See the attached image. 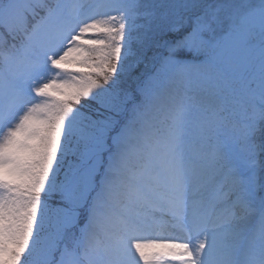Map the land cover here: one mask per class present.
<instances>
[{"label": "rangeland", "instance_id": "obj_1", "mask_svg": "<svg viewBox=\"0 0 264 264\" xmlns=\"http://www.w3.org/2000/svg\"><path fill=\"white\" fill-rule=\"evenodd\" d=\"M51 2L47 17L27 30L26 17L44 0H0V225L10 220L26 226L36 204L34 239L40 235L47 203L49 210L61 213L59 224L48 228L54 234L47 252L49 264L126 262L129 254L123 255L119 240L111 238L103 226L100 240L86 242L79 210L89 214L103 168L115 153L124 127L151 94L172 80L180 93L194 95L197 102L209 94L215 105L182 103L186 113L178 123L165 119L166 109L154 106L150 110L154 121L145 135L150 141L169 132L172 141L159 143L158 149L182 162L196 160L218 175L238 171L239 194L218 201L225 209L233 202L241 205L230 209L224 223L234 222L238 236L216 233L217 219L210 212L202 230L209 242L204 241L201 231L186 223L199 215L196 205L178 202L184 216L173 223L184 238L171 240L166 250L151 247L138 258L146 264H227L226 250L244 246L248 255L237 258L236 264H264V164L258 157L260 164L247 168L233 135L234 128L250 117L256 125V143L257 137L264 140V0ZM3 30L17 35L19 41L27 40L16 47L6 41ZM11 46L14 49L9 51ZM122 101L127 105L121 117L108 111ZM139 141L143 146L147 143L142 136ZM133 154L121 158L126 168V177H118L122 182H129L147 164L149 152L138 149ZM8 185L11 190H4ZM62 185L70 188L71 197ZM151 187L159 188L154 182ZM50 190L59 195V204L51 202ZM135 190L124 189L122 200L128 194L134 197ZM110 194L117 201L120 189L112 188ZM250 199L263 220L239 224ZM64 209H68L66 218ZM152 224L148 228L154 233L168 227L157 219ZM71 235H75L73 242H69ZM160 238L154 240L164 239ZM191 238L194 252V244L192 251L188 248ZM70 243L72 249L67 251ZM202 243H210L213 250L201 249ZM187 249L188 260L182 256ZM25 255L23 264H33L31 251ZM215 255H219L216 261ZM77 257L84 261L79 263Z\"/></svg>", "mask_w": 264, "mask_h": 264}, {"label": "bare ground", "instance_id": "obj_2", "mask_svg": "<svg viewBox=\"0 0 264 264\" xmlns=\"http://www.w3.org/2000/svg\"><path fill=\"white\" fill-rule=\"evenodd\" d=\"M175 83V81L171 80L169 83H166L159 92L151 94L143 106V109L129 122V125L124 127L118 138L115 153L110 156L103 168L98 190L93 200L90 202L89 214L84 216L81 209L79 210L82 217L81 222L84 223L85 226L86 242L92 244L94 238L97 241L100 240L101 238L98 237L101 235L102 231L99 227L103 226L106 232L110 233L109 236L111 238L119 240L118 248L122 250L124 253L123 255L129 254L130 256L127 258L126 262H121L120 264H133L131 262L146 264L138 258L140 253H147L151 247L156 246L159 249H169L171 240L172 243H174L178 238H184L181 231L177 229V224L175 223V225L173 223L174 219L177 220L184 216V212L177 206L178 202L180 205H187V203L196 205V215H199L195 218L187 219L186 223H188L189 227L197 228L199 232L201 231V237H203L202 239L204 241L209 242L202 230L208 224L205 218L208 217L210 212H214L215 218L217 219L215 224L217 227L216 233L220 235L222 232H231V234L234 233V238L238 236L234 222L229 226H226L224 223L228 217L226 214L230 209H239L241 205L237 202H233L230 207L225 209L223 208V204H219L218 202L226 196L239 194L241 187L238 184V171L230 170L226 172L225 175H218L212 169H204L201 163L196 160L191 163L182 162L183 160L164 155L165 153H163V150H161V148L158 149L159 143L165 141L169 144V142L172 141V135H170L169 132L151 137L150 141L145 135L148 133L150 123L154 121L153 116H150V110L154 106H161L166 109L167 111H165V114L167 115H165V119L169 118L173 123H178L186 113L184 112L186 111L185 106L182 105V103L191 102L201 107L215 105V101L209 97V94L207 96L202 95L204 97H201L197 102L194 101V95H184L180 93L178 89H175ZM192 112H194V110ZM172 126L175 125L172 124ZM140 136L144 137L147 142L143 143L145 146L140 144ZM138 149L145 153L149 152L146 158L147 164L138 168L135 176L128 179L129 182H122L118 177H126V168L123 162H121V158L134 155L133 153H136ZM159 151L162 153H159ZM47 168L52 170L50 165H48ZM153 182L159 186L158 189H152L151 183ZM112 188L120 189L117 201H115L110 194ZM126 188L134 189V191L137 189V193H131L134 197H129L130 194H128V192L125 201H123L122 197L125 195V191L123 190ZM169 188L171 191L167 193ZM199 189L205 190V192L199 193ZM58 196L59 195H57V197ZM104 201L109 202L113 206H106ZM173 203H176V206L172 205ZM247 205L250 208L247 211H243V216H241L238 223L245 224L250 221L249 223L251 224H258L260 220H263L256 215L260 214L259 210L252 205L251 199ZM116 207H120V211H118ZM191 207L193 208V205H191ZM129 212L136 214L137 217L128 216L127 213ZM145 216L151 220L157 219L164 221L168 227L157 230V233H154L155 230H150L144 224ZM142 217L145 218L142 219ZM167 231H170V233L166 235ZM158 234H164V239L158 241L154 240L157 236L160 238ZM129 236H131L130 239ZM239 237L241 238L242 235L240 234ZM193 240L194 239L191 238L188 248L192 251V244H194V252L196 244L192 243ZM108 241L110 242V240ZM129 242H133V246H127ZM208 244L210 245V243H202L200 246L201 249L213 250ZM128 250L129 252H127ZM230 250L231 249L226 250L225 252V256L228 258L227 264H236L235 260L237 258L248 255V251L244 246L240 250H238L237 247ZM186 252H182V256L188 260V249ZM218 256L219 255L213 256V259L216 261ZM163 258L168 259V256H162L160 259ZM169 259H171V257ZM100 264L112 263L109 259H104ZM218 264L222 263L218 262ZM242 264L247 263L244 262Z\"/></svg>", "mask_w": 264, "mask_h": 264}, {"label": "snow or ice", "instance_id": "obj_3", "mask_svg": "<svg viewBox=\"0 0 264 264\" xmlns=\"http://www.w3.org/2000/svg\"><path fill=\"white\" fill-rule=\"evenodd\" d=\"M256 131L255 121L250 117L234 128V140L238 143L244 164L249 169H255L260 164L258 157L264 150L255 141ZM248 182H252V177H249ZM61 188L71 197L68 186L62 185ZM38 211L39 206L34 204V215L27 220L24 227L10 220H5L4 224L0 225V264H23L27 251H31L33 255V264H49L47 252L54 234L49 232L48 228L59 224L61 213L49 210L45 203L44 215L40 218V235L33 239L35 214ZM63 215L65 218L68 216V209L63 210Z\"/></svg>", "mask_w": 264, "mask_h": 264}, {"label": "trees", "instance_id": "obj_4", "mask_svg": "<svg viewBox=\"0 0 264 264\" xmlns=\"http://www.w3.org/2000/svg\"><path fill=\"white\" fill-rule=\"evenodd\" d=\"M51 4H52V2H51V0H44V3L43 4H40V5H38V6H36L35 7V9L32 11V13H31V16H27L26 17V20H27V30H29V29H33L34 28V26H32L31 28L29 27L30 26V24L31 23H34V22H36L37 23V21L38 20H40V21H42L44 18H46L47 17V15L49 14V8L51 7ZM49 6V7H48ZM40 23V22H39ZM35 24V23H34ZM33 24V25H34ZM181 30H183V29H181ZM4 31V33H3V35H4V37H5V39H6V41H8V42H10V41H13L15 44V46L16 47H19L21 44L22 45H24V42H26V40L23 42V39L21 40V41H19L20 39L18 38V36L16 35H14L11 31H5V30H3ZM2 31V32H3ZM184 31V30H183ZM178 32H180V31H178ZM23 33H25V29H24V32H22L21 33V36H22V34ZM176 34H178V33H176ZM4 42L5 43V47H6V43L7 42ZM21 45V46H22ZM12 49H14V46H11L8 50L9 51H11ZM129 102V101H128ZM125 104V105H124ZM127 104L126 103H124L123 101L119 104V105H116L115 107H113L111 110H109L108 109V111H112V112H119L118 113V117H120L121 116V114L123 113V111L125 110V107L123 108V106H126ZM88 127V126H87ZM87 127H86V130H87ZM93 126L91 125V128H92ZM84 128H85V126H84ZM82 136H83V139L82 140H86L87 139V137L86 136H84V133L82 132V133H80ZM257 140H258V142L260 143V141H262V139H259L258 137H257ZM74 155V154H73ZM50 193L52 192V190H50L49 191ZM53 194L52 195H50L51 196V202H53V204H59V202H58V200H57V196H55V190H53V192H52ZM35 195H39L40 196V194L39 193H34ZM59 197V196H58ZM32 198V197H31Z\"/></svg>", "mask_w": 264, "mask_h": 264}]
</instances>
